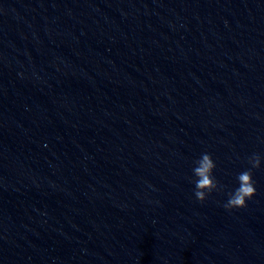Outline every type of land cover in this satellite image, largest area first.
Returning a JSON list of instances; mask_svg holds the SVG:
<instances>
[{
    "label": "water",
    "instance_id": "1",
    "mask_svg": "<svg viewBox=\"0 0 264 264\" xmlns=\"http://www.w3.org/2000/svg\"><path fill=\"white\" fill-rule=\"evenodd\" d=\"M0 264H264V0H0Z\"/></svg>",
    "mask_w": 264,
    "mask_h": 264
},
{
    "label": "clouds",
    "instance_id": "2",
    "mask_svg": "<svg viewBox=\"0 0 264 264\" xmlns=\"http://www.w3.org/2000/svg\"><path fill=\"white\" fill-rule=\"evenodd\" d=\"M248 162L251 168L237 175L238 187L229 193V198L224 204L228 210L246 207V202L256 195L257 189L251 169L261 166V156L253 154ZM215 168L216 164L209 153H202L201 157L195 161V167L192 170L196 177L194 195L200 202H204L209 194L218 190V182L213 175Z\"/></svg>",
    "mask_w": 264,
    "mask_h": 264
}]
</instances>
